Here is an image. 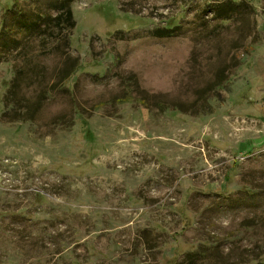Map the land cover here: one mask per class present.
Listing matches in <instances>:
<instances>
[{"label":"rangeland","instance_id":"rangeland-1","mask_svg":"<svg viewBox=\"0 0 264 264\" xmlns=\"http://www.w3.org/2000/svg\"><path fill=\"white\" fill-rule=\"evenodd\" d=\"M33 2L0 0V264H264V0Z\"/></svg>","mask_w":264,"mask_h":264},{"label":"trees","instance_id":"trees-1","mask_svg":"<svg viewBox=\"0 0 264 264\" xmlns=\"http://www.w3.org/2000/svg\"><path fill=\"white\" fill-rule=\"evenodd\" d=\"M72 1L73 0H50L51 9L57 10V14L55 15L39 9L34 2L32 3L31 8L39 20L46 19L48 25L53 23L55 26L64 25L66 28H73L75 26V20L73 17L72 8L70 6ZM174 27L175 25H173L171 22H167V24L162 28L164 32H160V35H169L167 33L172 32Z\"/></svg>","mask_w":264,"mask_h":264}]
</instances>
